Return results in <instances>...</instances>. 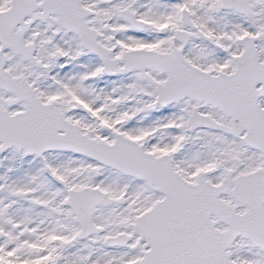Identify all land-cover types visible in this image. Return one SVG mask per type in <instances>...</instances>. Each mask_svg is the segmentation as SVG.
<instances>
[{
	"label": "snow or ice",
	"instance_id": "6c2138e0",
	"mask_svg": "<svg viewBox=\"0 0 264 264\" xmlns=\"http://www.w3.org/2000/svg\"><path fill=\"white\" fill-rule=\"evenodd\" d=\"M0 264H264V0H0Z\"/></svg>",
	"mask_w": 264,
	"mask_h": 264
}]
</instances>
